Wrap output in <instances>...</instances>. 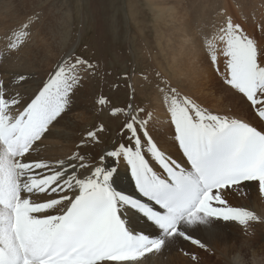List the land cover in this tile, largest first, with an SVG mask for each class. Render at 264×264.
Here are the masks:
<instances>
[{"label":"snow or ice","instance_id":"1","mask_svg":"<svg viewBox=\"0 0 264 264\" xmlns=\"http://www.w3.org/2000/svg\"><path fill=\"white\" fill-rule=\"evenodd\" d=\"M31 23L10 33V52L25 43ZM220 33L227 58L223 82L248 103L256 126L215 114L166 87L162 103L185 166L150 134L153 113L133 103L112 108V115L124 117L119 135L127 139L91 163L80 152L54 161L34 158L38 142L69 108L81 69L93 66L81 58L62 60L26 104L15 85L28 77L0 79V264H138L178 238L204 247L189 234L196 226L211 231L216 220L246 225L259 219L253 211L230 206L226 195L245 182H257L264 192V46L231 19ZM208 47L215 63V44ZM98 103L109 101L101 97ZM97 136L89 130L81 146ZM121 165L129 177L121 176ZM125 179L134 182L141 198L118 190ZM136 218L151 221L158 234L137 231Z\"/></svg>","mask_w":264,"mask_h":264},{"label":"bare ground","instance_id":"2","mask_svg":"<svg viewBox=\"0 0 264 264\" xmlns=\"http://www.w3.org/2000/svg\"><path fill=\"white\" fill-rule=\"evenodd\" d=\"M225 1L224 7L222 6V8L219 9L216 8L215 0H198L195 6H201L197 8H194L192 5L181 6L183 5L182 0L179 2L177 0H146L153 14L156 17H160L157 21H161V24L155 26L157 28L156 31L159 33L156 39L162 51L165 52L164 59H166L167 71L176 79V82H170L169 86L177 88L181 95L189 96L211 112H213V110L220 111V113L215 112V114L224 115L222 112H228L227 115L242 118L253 123V126H256L253 111L248 103L242 99L240 94L235 90L222 84L219 80L221 78L223 81V77L226 74L227 62V58L223 55L222 51L224 43L219 40V35L221 34L220 29L224 26L226 20L231 19L234 23L241 26L246 35L254 39L259 45L264 46V0H254L251 7L247 6L252 0H236V3L232 2V0ZM206 9L210 13L206 14ZM213 13L216 14L213 15ZM29 20L32 21V25H30L31 29L35 31L38 21L36 24V18H34L33 15L31 19L23 18L20 24L22 25ZM61 23L63 25L64 21H61ZM40 25H42V19ZM45 25L49 27L48 23H45ZM65 25V27L59 30V32L63 33V37L61 38L60 33L58 34L56 31L59 38H53L51 42L52 46L44 52L45 56H55L52 50L61 49L62 44L68 40L69 33L65 32L68 31L69 23L65 22ZM50 31L52 33V28ZM11 32L12 31L9 33ZM80 35L81 33L76 38L73 46L68 48L65 54L62 53L64 56L62 59H58L59 61H57L55 58L57 63L54 69L59 62L68 59L76 52ZM140 37L148 41L147 36H143L142 34ZM210 42L215 44L217 54V61L215 63L212 62L213 64L210 63L211 61L209 62V60H211L208 47ZM0 43H3L2 39ZM141 43L145 42L141 41ZM30 44L31 41L29 45ZM35 49H37V47L32 46L28 47L27 50L35 52ZM16 57L19 58L18 60H21L20 55ZM79 58L84 59L82 57ZM22 59L28 60L29 58ZM53 61L54 63L56 62L55 60ZM217 68L219 69L218 71ZM87 71L89 72L88 74L81 71V74L85 77H82L80 86L75 90L69 108L66 109L56 122L50 125L49 131L42 137V141L38 142L39 147L32 153L34 158L54 161L56 159L66 158L74 152H80L82 155L87 153V162L91 163L93 158L98 159L106 150H110L113 143L118 140L123 142L127 139L126 136L119 135L121 126L118 127V118H121L123 121L124 117L122 115H112L113 102H111L108 96L102 91L99 92L98 90L99 84L95 83L98 73L97 70L92 67L91 69H87ZM218 77L220 78L218 79ZM37 80H39V78ZM140 80L143 84H135L133 82L132 85L134 88L135 86H140L141 93L145 95L146 90H144V83L148 84L150 79L144 77ZM41 82L37 85L38 87L41 85ZM157 83L158 82L153 83L150 94H146L148 96L146 106H141L135 97L133 104L144 107L153 113L150 134L153 135L155 140L168 149L167 154L173 160L181 166H185V158L182 155V151L178 146L172 143L174 139L172 135L173 128L169 122V113L166 111V105L162 103V90L168 86H160ZM122 87H126V85H122ZM32 96L28 98L25 96L26 98L23 103L26 104L29 102ZM101 97L106 98L109 103L100 105L98 101ZM116 107L124 106L121 105ZM20 110H22V107ZM99 125L103 126L104 131H99ZM89 130H96L98 132L97 141H90L86 147L81 146V140L87 138L86 134ZM106 162L109 164L112 163L110 159ZM155 170L162 173V169H160L158 165L155 166ZM120 174L122 177L130 176V173L123 165H121ZM116 186L118 190H124L128 194H133L141 198L135 190L134 182L130 179H125ZM143 199H145L146 202L153 203L147 201L146 198ZM226 199L230 206L244 207L253 211L259 219L250 220L246 225H241L238 221H223L220 219L215 221L214 228L211 231L206 230L204 226H196L195 229H189V234L192 235L194 239H199L205 246H213L216 250H219L220 245H224L223 249L219 250V252L224 258L230 259H228L230 261L229 264H243L241 263L242 255H240L241 252L236 242L240 240L244 243L246 238H252L255 241H259L263 238L264 192L259 190L257 182H245L239 188L231 189L227 193ZM149 225H151V221H147L143 218H136L132 227L137 231H144L145 234H158V229L154 226L149 227ZM243 227L246 228L244 229ZM252 227H254V232L248 233L246 229ZM191 243V241L178 238L174 242H169L165 248L159 252L145 254L138 264H178L179 262H183V264H197L196 261L198 258L194 261L190 257L191 255L188 254L189 252H194V247L191 246ZM180 251L186 252L185 254L188 256V261H185V256L182 257V255H180ZM191 259L192 261H190ZM254 261L256 262L255 264H258L257 258Z\"/></svg>","mask_w":264,"mask_h":264},{"label":"rangeland","instance_id":"3","mask_svg":"<svg viewBox=\"0 0 264 264\" xmlns=\"http://www.w3.org/2000/svg\"><path fill=\"white\" fill-rule=\"evenodd\" d=\"M177 1L179 2L180 0ZM197 1L182 0L183 5L181 6L192 5L194 8L200 7L201 5L195 6ZM253 1L247 7H251ZM215 2L216 8L219 9L226 3L225 0H215ZM232 2L236 3V0H232ZM208 13L210 12L206 9V14ZM215 14L213 13V15ZM32 15L36 18V24L38 21L37 29L34 31L30 26L29 34L22 47L10 52L7 48L9 32L18 29L23 18L31 19ZM5 17L9 18L6 19ZM158 18L160 17H156L153 14L146 0H0V38L3 40V43H0V79L8 83L9 81L17 80L20 74L25 75L28 79L15 85L16 91L24 99L32 96L38 89L37 85L48 78L57 61L64 57L63 54L68 48L73 46L76 38L81 33L79 44L77 45L78 48L76 47L77 50L71 57L87 59L97 70L95 83L99 84V92L102 91L108 96L114 106H125L128 103H133L134 97L137 98L141 106H146L147 95L150 94L153 83L158 82L157 84L160 86H169L170 82H176V79L167 71L166 59H164L165 52L162 51L156 39L159 33L156 31L157 28L155 26L161 24V21H157ZM41 19L42 25H40ZM61 21H64L63 25ZM65 22L69 23L68 31L65 32L69 33L68 40L62 44L61 49H51L55 56H45L44 52L52 46L53 38H59V33L61 38L63 37V33L59 32V30L67 25H65ZM45 23H48L49 27H46L47 24L45 25ZM51 28L53 34L50 31ZM56 31L58 34H56ZM142 34L148 37V41L140 37ZM30 41L31 44L29 45ZM141 41L145 42L146 45L141 43ZM26 46L37 47V49H35V52L28 51ZM16 54L21 56V60H18L19 58L16 57ZM22 58L29 59L24 60ZM53 60L56 62L54 63ZM81 71L86 74L89 73L87 69L82 68ZM81 77L85 76L81 74ZM144 77L150 79L148 84L144 83L146 96L141 93L140 86H135L134 88L132 85L133 82L135 84L142 83L140 79ZM38 78L39 80H37ZM219 80L224 84L221 78ZM122 85H126V87H122ZM215 112L220 113V111L213 110V113ZM222 113L227 115L228 112ZM118 124V127H120L122 124L121 118H118ZM98 127L100 128L101 125ZM243 228L245 229L246 227ZM253 228H247L246 231L248 233L254 232ZM238 241L236 243L242 253H240L242 255L241 263L255 264L254 260L257 258L258 264H264V236L259 241H255L252 238H246V243ZM191 246L194 247V252H189L188 254L191 255V258L192 255L198 258L197 264L230 263V259L224 258L219 252L224 245H220L219 250H216L213 246L204 245V247H200L192 243ZM185 253L180 251V255L182 257L185 256V261H188V256ZM178 264H183V262Z\"/></svg>","mask_w":264,"mask_h":264}]
</instances>
